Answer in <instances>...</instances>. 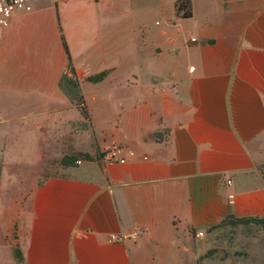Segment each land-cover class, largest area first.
I'll return each mask as SVG.
<instances>
[{"label": "crops", "instance_id": "crops-1", "mask_svg": "<svg viewBox=\"0 0 264 264\" xmlns=\"http://www.w3.org/2000/svg\"><path fill=\"white\" fill-rule=\"evenodd\" d=\"M179 1L38 0L0 33V264H197L195 240L264 218V0Z\"/></svg>", "mask_w": 264, "mask_h": 264}, {"label": "rangeland", "instance_id": "rangeland-1", "mask_svg": "<svg viewBox=\"0 0 264 264\" xmlns=\"http://www.w3.org/2000/svg\"><path fill=\"white\" fill-rule=\"evenodd\" d=\"M135 9L136 14L142 17L148 26L155 25L157 20L162 21L161 16H157L159 9L141 6ZM65 85L67 92L74 94L72 86L67 83ZM97 155H103V152L99 151ZM51 171L54 172L55 168ZM230 222L214 228L202 239L195 240L202 247L208 244L207 248L198 250L197 264H202L205 260L218 262L249 260L254 259L256 254L264 252V226L255 223H232V220Z\"/></svg>", "mask_w": 264, "mask_h": 264}, {"label": "trees", "instance_id": "trees-1", "mask_svg": "<svg viewBox=\"0 0 264 264\" xmlns=\"http://www.w3.org/2000/svg\"><path fill=\"white\" fill-rule=\"evenodd\" d=\"M177 14L185 18L190 17L192 14L191 1L190 0H180L177 4ZM62 40H63L64 47L66 49V52L69 56V72L71 73V76L68 74H64L61 78V85L65 88V90H66L65 83L70 84L72 86L73 88L72 91L74 92V94H69L68 92L67 93L73 100H75L77 107L81 110L83 115L86 118H89V111H88L85 99L81 93L79 81L76 76L75 68L72 64L70 51H69L67 41L64 35H62ZM108 72L109 71L105 70L100 73L88 76L86 80L90 82H95V83L100 82L105 79V77L108 75ZM81 159L91 161L94 159V156H92L88 152L77 151V152H73L71 154L65 155L61 159V163L63 165H75L77 161ZM232 222L239 223V224L255 223V224L264 226V218H236V219H232ZM14 254L17 260L19 261V263H22L23 257H22L21 250L18 248H15Z\"/></svg>", "mask_w": 264, "mask_h": 264}, {"label": "built area", "instance_id": "built-area-1", "mask_svg": "<svg viewBox=\"0 0 264 264\" xmlns=\"http://www.w3.org/2000/svg\"><path fill=\"white\" fill-rule=\"evenodd\" d=\"M38 0H0V33L7 29L13 17L17 13H26L30 12L33 10L34 4ZM193 69V67H191ZM4 119L2 116H0V123L3 122ZM110 161L116 160L117 157L114 153H112L109 158ZM124 161V160H122ZM81 160H78L77 163H81ZM142 232V228L139 227L134 231V234L130 237H134L135 235L137 236ZM199 236H203L204 232H199ZM127 238V236L124 235H117V234H112L111 239L115 241H124Z\"/></svg>", "mask_w": 264, "mask_h": 264}]
</instances>
